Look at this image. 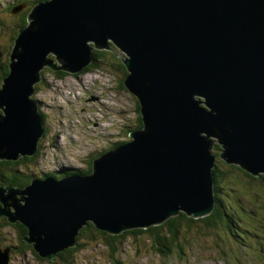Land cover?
I'll return each mask as SVG.
<instances>
[{"label":"water","instance_id":"95a60500","mask_svg":"<svg viewBox=\"0 0 264 264\" xmlns=\"http://www.w3.org/2000/svg\"><path fill=\"white\" fill-rule=\"evenodd\" d=\"M14 44L0 87L1 161L38 151L45 121L32 96L42 71L79 74L110 44L125 54L111 50L143 123L89 175L0 185V218L23 224L40 257L55 262L90 222L121 235L182 212L209 216L216 142L223 161L264 176V0H48ZM9 260L0 250V264Z\"/></svg>","mask_w":264,"mask_h":264},{"label":"rangeland","instance_id":"374dc122","mask_svg":"<svg viewBox=\"0 0 264 264\" xmlns=\"http://www.w3.org/2000/svg\"><path fill=\"white\" fill-rule=\"evenodd\" d=\"M37 1L40 0H0V20L5 22V24L0 23V51H2L1 48H4L3 59H9L10 54L7 57L8 43L15 45V40L12 38L15 33L12 29L15 24L20 22L19 14L29 11V15L35 6L34 3H38ZM18 2L23 4L22 9L11 15L7 6ZM32 6L33 8H31ZM112 50L122 55L121 49L114 47ZM110 52L108 55L111 57L105 61L110 64L115 63L116 60L113 56L116 55L112 51ZM53 57L50 56V59ZM105 65L100 69L88 71L82 76L80 74L76 77L67 76L59 80L52 71L47 70L49 68L42 71V79L35 86L37 88L40 85V90L36 91L32 99L39 103L40 110L42 109L47 115L45 127L48 129V135L42 141L41 158L36 163H29L23 167L26 173L39 177L44 171L56 169L55 166L58 164H64L67 168L82 167L84 169L93 154L96 158L100 157L99 150L106 146L109 138L121 142L131 140L128 138L130 129L134 128L133 124L137 123L139 114L137 98L125 87L123 89L117 86L124 79V71L121 73L119 67L117 70L111 65ZM0 68L1 87L3 78L6 76L3 74L1 65ZM212 139L218 140L217 138ZM217 144V142L214 144V155L221 153ZM95 150L98 152H94ZM218 160H222V158L217 156ZM226 167V165H221L220 169L229 172L227 177H231L230 172L233 168ZM231 178L234 179V177ZM244 181L246 182V180ZM226 186L228 185H219L217 196L220 201L226 194ZM239 198L246 205L245 207L253 208L249 209L250 212H255L256 216L252 219L242 217L249 222L248 224L247 221L245 223L241 221V224L247 226V229L253 230L251 233L254 234L253 232L264 226V219L262 220L261 215H258L264 213V201L255 199V203L258 204L256 206L247 202L243 196H239ZM4 220L5 218L0 219V223ZM192 226L190 229L184 228L182 236L177 242L181 245V250H174L173 253H163L158 247H153L152 238L148 240L147 235L137 237L127 235L120 247L121 261L124 264H264V246L261 242L259 244L262 246L257 244L241 251L239 244L227 237V232L207 228L202 221L196 222ZM236 230L242 231L239 226H236ZM252 234H249L248 237H253ZM16 243H18V238L15 230L12 227L3 229L0 234V247L5 248L9 244L15 245ZM255 243H258V238H255ZM20 244L21 246L26 245L24 241H21ZM103 247L106 248L104 245ZM103 247L97 246L98 251H94L92 245L89 251L87 245L80 247L76 253L77 257L75 256V264H113L106 260L107 257H104L106 249ZM9 264L53 263L27 248L11 251Z\"/></svg>","mask_w":264,"mask_h":264},{"label":"trees","instance_id":"16d2710c","mask_svg":"<svg viewBox=\"0 0 264 264\" xmlns=\"http://www.w3.org/2000/svg\"><path fill=\"white\" fill-rule=\"evenodd\" d=\"M47 0H40L37 1L38 3H34V5H37L39 3L46 2ZM33 5V6H34ZM13 3L7 6V9L10 11L13 9ZM33 6L31 8H33ZM35 7V6H34ZM29 11L26 13H21L20 16V22L19 24H15L14 28L12 29L15 33L12 37L13 40H15L16 36L18 35V31L20 28L25 27L27 22V15ZM17 22V21H16ZM1 24H5L0 20ZM1 27V26H0ZM17 29V32H16ZM13 47V43H8V53L11 54V49ZM112 47H116L120 49L118 46L112 45ZM4 53V48H1ZM108 53H111L109 50H95L93 52L94 61L93 63L87 67L83 73L85 74L88 71H94L95 69L102 68L101 66L107 64L111 65V67L116 68L119 67V71L122 73L124 71V79L123 81H120L119 84H117L118 87H122L124 89V81L127 74V70L121 60L113 56V58L116 60L115 63L106 62L105 60H109L110 55ZM10 56V55H9ZM111 60V58H110ZM9 64L10 59L7 58V60L1 59L0 65L3 69V74L6 76L9 72ZM106 66V65H105ZM1 69V68H0ZM50 71L49 69H47ZM118 70V69H117ZM53 74L58 79H63L67 76H79L78 75H70L67 72L58 71L53 72ZM38 90H40V85L38 86ZM137 101V100H136ZM137 111H138V119L137 124L134 127L135 129H138L142 127V118L140 115V105L139 102L137 103ZM46 117V116H44ZM128 128V127H127ZM134 129L131 127L130 132ZM41 151L42 149H39L38 153L34 157H24L18 162H8V161H0V183L5 185H14L19 186L21 188L25 187L27 184H30V180H32L33 176L31 174L26 173L23 170V167H26L29 163H36L41 158ZM98 152V151H94ZM104 151L99 152V154H102ZM93 157H91V160L86 163V167L84 169H70V170H63L59 173L55 172H43L40 175V178L43 179L45 177H61V176H71L74 174L79 175H89L92 173V162L96 158V156L93 154ZM217 156L220 157V154L217 153ZM221 165H226L227 167L233 168L230 172V176L234 177L232 179L229 176V172L222 171L220 169ZM226 167V168H227ZM214 172V178L216 181V189L219 191V185L224 184L228 185L225 188L226 194L221 198V201L219 199V196H217V205L215 210L212 214L209 216H206L204 218L195 219L193 217L188 216L186 213H180L178 216L172 217L169 220H167L164 224L152 226L147 229H133L125 231L120 236H114L110 235L107 232H103L98 230L93 223H89L87 226L83 227L80 231V235L78 237V245L75 248L68 249L64 252H61L58 254L57 261L54 264H75V256L77 257V252L80 247L87 245L88 251L90 250V247L92 245L94 251H98V249L103 245L106 247V252L104 250V257H107V261H111L113 264H124L121 261V256H119V252L121 250L120 247H122L124 241L127 238V235L132 236H141V235H147L148 240L152 238L153 247H158V249L163 253H169L174 252V250H181V245H179L177 242L180 240L182 233L184 231V228H192L196 222L202 221L204 225L207 228H211L217 231H225L228 234V238H231L236 244H239L240 249H246L249 246H255L260 245L264 246V226H261L258 228L256 232L251 233L253 230L247 229V226L242 225L241 221L245 223L247 221L246 219L242 218L243 216L252 219V217H255L254 211H249V209H253L250 207H245L246 205L242 202V200L239 198V196H243L247 202H251L254 205L258 206L257 203H255L256 200L264 201V176H254L253 174L249 173L248 171L242 169L237 164H228L223 160H218L216 162V166L213 170ZM246 180V182L244 181ZM230 181V183H228ZM236 184V185H233ZM259 184V185H256ZM236 187V188H232ZM227 189V190H226ZM253 189H257L254 190ZM240 191L241 193H239ZM260 191V192H258ZM239 204V205H238ZM261 209V208H260ZM242 215V216H241ZM258 215H261V219H264V213H259ZM249 222L247 221V224ZM236 226L241 227V230H236ZM7 227H12L13 230H15L18 241H24V237L27 236V229L25 226H23L20 223L17 224H10L6 219L0 223V234L2 233L3 229H6ZM257 229V228H256ZM236 230V231H235ZM249 234L254 235L253 237H248ZM252 238V239H251ZM255 238H258V243H255ZM259 242L262 243L259 244ZM19 242L15 245L9 244L7 246L13 248V246H18ZM6 246V247H7ZM26 247L23 248V250L27 248H32V246L25 245ZM99 246V248H97ZM21 246H19L20 248ZM95 247V248H94ZM260 248V247H259Z\"/></svg>","mask_w":264,"mask_h":264},{"label":"bare ground","instance_id":"6f19581e","mask_svg":"<svg viewBox=\"0 0 264 264\" xmlns=\"http://www.w3.org/2000/svg\"><path fill=\"white\" fill-rule=\"evenodd\" d=\"M14 8V7H13ZM31 184V183H30Z\"/></svg>","mask_w":264,"mask_h":264}]
</instances>
